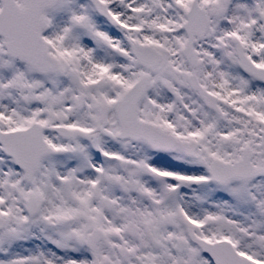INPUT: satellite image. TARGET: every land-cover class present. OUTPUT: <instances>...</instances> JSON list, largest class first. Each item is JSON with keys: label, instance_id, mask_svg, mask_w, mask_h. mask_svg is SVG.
Listing matches in <instances>:
<instances>
[{"label": "snow or ice", "instance_id": "1", "mask_svg": "<svg viewBox=\"0 0 264 264\" xmlns=\"http://www.w3.org/2000/svg\"><path fill=\"white\" fill-rule=\"evenodd\" d=\"M0 264H264V0H0Z\"/></svg>", "mask_w": 264, "mask_h": 264}]
</instances>
